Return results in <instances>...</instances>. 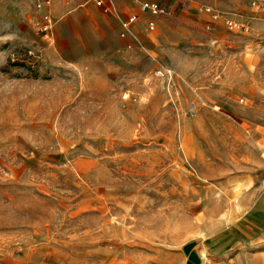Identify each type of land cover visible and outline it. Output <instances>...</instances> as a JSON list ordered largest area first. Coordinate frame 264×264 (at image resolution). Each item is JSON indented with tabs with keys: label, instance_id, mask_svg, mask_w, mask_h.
<instances>
[{
	"label": "rangeland",
	"instance_id": "1",
	"mask_svg": "<svg viewBox=\"0 0 264 264\" xmlns=\"http://www.w3.org/2000/svg\"><path fill=\"white\" fill-rule=\"evenodd\" d=\"M142 1L0 0V264H264V1Z\"/></svg>",
	"mask_w": 264,
	"mask_h": 264
},
{
	"label": "built area",
	"instance_id": "2",
	"mask_svg": "<svg viewBox=\"0 0 264 264\" xmlns=\"http://www.w3.org/2000/svg\"><path fill=\"white\" fill-rule=\"evenodd\" d=\"M96 4L98 5H103L104 8L110 9L112 6V0H94ZM251 5H256L261 3L264 0H248ZM51 0H39L37 3L38 6H40L42 3L43 4H49ZM141 6L143 9L149 11L152 14H158L161 12H164L165 10L160 7L157 1L154 0H144L141 3ZM204 10L208 11L213 18H219L222 17L224 22L231 28L235 26H244L242 22L238 21L235 18L229 17V16H222V14L217 10L211 7L210 5H204ZM135 19V14L129 15L126 19H123L121 21V34L124 35L125 32L129 30V23ZM51 24L52 20L48 13H45L43 15V23H42V28L47 32L51 30ZM148 26L149 28L154 27L153 20L148 21ZM246 27V26H244ZM51 33V32H50Z\"/></svg>",
	"mask_w": 264,
	"mask_h": 264
}]
</instances>
